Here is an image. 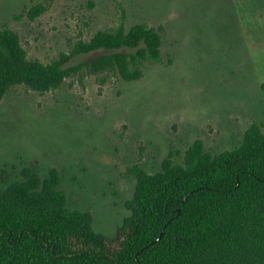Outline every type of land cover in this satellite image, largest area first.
<instances>
[{
	"label": "rangeland",
	"instance_id": "rangeland-1",
	"mask_svg": "<svg viewBox=\"0 0 264 264\" xmlns=\"http://www.w3.org/2000/svg\"><path fill=\"white\" fill-rule=\"evenodd\" d=\"M39 3L32 21L24 13ZM138 23L162 36L161 59L144 63L141 80L84 68L57 90L19 85L0 101V171L13 182L24 168L42 179L57 169L69 209L91 212L108 237L130 216L135 168L182 165L197 141L212 155L233 150L264 122V0H0V30L43 64Z\"/></svg>",
	"mask_w": 264,
	"mask_h": 264
},
{
	"label": "trees",
	"instance_id": "trees-1",
	"mask_svg": "<svg viewBox=\"0 0 264 264\" xmlns=\"http://www.w3.org/2000/svg\"><path fill=\"white\" fill-rule=\"evenodd\" d=\"M44 12L39 3L24 14L33 21ZM161 50L160 31L138 23L100 31L43 64L4 28L0 101L19 85L57 90L84 68L139 81L144 63L159 61ZM100 52L69 66L74 57ZM133 172L130 216L108 237L94 230L91 212L69 209L57 169L42 179L24 168L13 182L0 171V264H264V122L252 124L233 150L212 155L197 141L182 165L168 159L155 174Z\"/></svg>",
	"mask_w": 264,
	"mask_h": 264
},
{
	"label": "water",
	"instance_id": "water-1",
	"mask_svg": "<svg viewBox=\"0 0 264 264\" xmlns=\"http://www.w3.org/2000/svg\"><path fill=\"white\" fill-rule=\"evenodd\" d=\"M185 203V202H184ZM178 213H180V210L178 211ZM164 236V232L161 233V236L159 239H161Z\"/></svg>",
	"mask_w": 264,
	"mask_h": 264
}]
</instances>
